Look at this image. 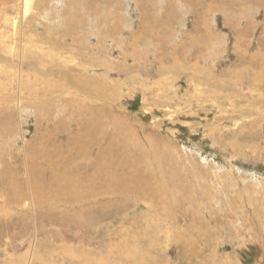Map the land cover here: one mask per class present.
I'll return each instance as SVG.
<instances>
[{"label":"rangeland","instance_id":"obj_1","mask_svg":"<svg viewBox=\"0 0 264 264\" xmlns=\"http://www.w3.org/2000/svg\"><path fill=\"white\" fill-rule=\"evenodd\" d=\"M42 2L0 22V264H264V0Z\"/></svg>","mask_w":264,"mask_h":264},{"label":"bare ground","instance_id":"obj_2","mask_svg":"<svg viewBox=\"0 0 264 264\" xmlns=\"http://www.w3.org/2000/svg\"><path fill=\"white\" fill-rule=\"evenodd\" d=\"M3 0H0V22H2V20L4 19L5 21H6V24H8L9 26H11L12 27V25H14L15 23H13V19L12 18H14V17H11V19H9L8 17H10L8 14H6L5 13V11L8 9V7H7V4H8V2H13V7H14V10H16V17H15V21L19 18V14H20V17L23 15V14H26L27 12L28 13H30L29 11H31L32 9H34L37 5H41L43 2H42V0H4L3 2H2ZM6 1H8V2H6ZM19 2H20V8H19ZM51 1H49V3H50ZM53 4V3H52ZM51 4V5H52ZM9 5V4H8ZM19 9H22L21 11H19ZM14 21V22H15ZM13 30H14V34L13 35H11V36H8V39H9V41H5V42H3L1 39H0V44H2L3 46H1L0 47V61H6L7 59H8V56H6V55H3L2 54V52H4V53H8V52H6V51H3L2 49V47H5V49H6V47L7 46H9L10 44H11V46L13 45V38H15L16 37V35H18L17 33H18V27L15 25L14 27H13ZM16 40V39H15ZM15 42V41H14ZM16 43V42H15ZM15 46V45H14ZM10 48V47H9ZM14 50V49H13ZM22 53H23V51H22ZM21 53V54H22ZM8 63V62H7ZM23 63V62H22ZM16 64V63H15ZM2 69V68H1ZM15 71V70H14ZM14 71H12V73L14 72ZM11 73V72H10ZM15 73V72H14ZM12 75V74H11ZM14 76H15V74H13ZM16 78H17V76H16ZM19 78H20V80H21V84H23V79H24V76L21 74V73H19ZM15 79V78H14ZM21 92H20V96L23 94V90H20ZM20 104V103H19ZM38 142V141H37ZM44 152H42L41 154H43ZM37 156V155H36ZM33 157H35V156H33L32 155V159H29V160H34V158ZM39 157V156H38ZM28 158H30V156L28 157ZM25 159H27V158H25ZM104 164V163H103ZM99 165H100V163H99ZM96 166V165H95ZM99 169V168H98ZM103 171H105V170H103ZM99 172V171H98ZM105 172H107V171H105ZM25 204H27V202L25 203Z\"/></svg>","mask_w":264,"mask_h":264}]
</instances>
